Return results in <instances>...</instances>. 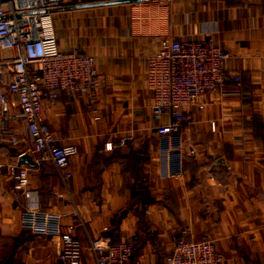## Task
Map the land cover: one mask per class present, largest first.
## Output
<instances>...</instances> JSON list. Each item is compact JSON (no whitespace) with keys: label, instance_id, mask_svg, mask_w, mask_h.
Wrapping results in <instances>:
<instances>
[{"label":"crops","instance_id":"obj_1","mask_svg":"<svg viewBox=\"0 0 264 264\" xmlns=\"http://www.w3.org/2000/svg\"><path fill=\"white\" fill-rule=\"evenodd\" d=\"M52 20L61 50L92 56L99 85L42 103L55 143L78 148L70 177L36 161L22 128L18 144L0 143V264H60L58 236L21 226L22 165L41 210L61 214V230L80 242L81 264L93 262L89 240L131 237L133 261L165 264L176 240L203 234L221 264H264V0H65ZM179 37L212 38L230 54L226 68L251 81L206 93L202 109L188 107L192 120L164 134L155 126L169 116H152L145 54ZM13 55L0 41V62ZM120 136L124 144L104 149Z\"/></svg>","mask_w":264,"mask_h":264},{"label":"built area","instance_id":"obj_2","mask_svg":"<svg viewBox=\"0 0 264 264\" xmlns=\"http://www.w3.org/2000/svg\"><path fill=\"white\" fill-rule=\"evenodd\" d=\"M65 0H0V41L14 50L11 59L0 62V143L18 144L22 128L36 161L49 160L56 171L68 178L69 159L78 153L74 144H56L41 117L42 103L58 99L71 101L98 88L99 76L93 58L76 46L66 51L58 46L52 14ZM76 5L80 0H69ZM146 1V0H144ZM229 52L212 38L179 37L161 40L157 50L145 54V83L151 93V111L159 121L166 113L169 122L155 126L169 134L192 120L188 107L203 108V96L218 92L229 80L235 85L250 82L251 74L226 68ZM15 96V103L9 98ZM14 123H18L14 125ZM215 130V122H209ZM126 137L104 143L112 150ZM190 151L193 152L190 146ZM14 187L22 190L26 204L20 213L23 228L32 233L56 235L60 240V264H81V245L68 229L61 230L62 215L41 210L37 193L29 185L28 172L20 166ZM92 264H142L132 260L133 238L89 240ZM224 253L214 238L203 234L199 240H176L165 264H221Z\"/></svg>","mask_w":264,"mask_h":264},{"label":"water","instance_id":"obj_3","mask_svg":"<svg viewBox=\"0 0 264 264\" xmlns=\"http://www.w3.org/2000/svg\"><path fill=\"white\" fill-rule=\"evenodd\" d=\"M125 1H134V0H125ZM19 161L20 162H27V163H30V158H29V156H28V154H21L20 156H19Z\"/></svg>","mask_w":264,"mask_h":264}]
</instances>
